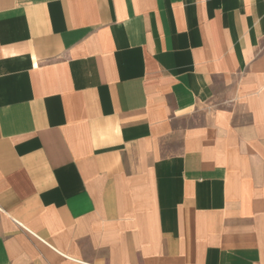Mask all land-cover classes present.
Returning a JSON list of instances; mask_svg holds the SVG:
<instances>
[{"label":"crops","instance_id":"crops-1","mask_svg":"<svg viewBox=\"0 0 264 264\" xmlns=\"http://www.w3.org/2000/svg\"><path fill=\"white\" fill-rule=\"evenodd\" d=\"M0 264H264V0H0Z\"/></svg>","mask_w":264,"mask_h":264}]
</instances>
